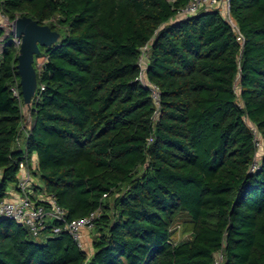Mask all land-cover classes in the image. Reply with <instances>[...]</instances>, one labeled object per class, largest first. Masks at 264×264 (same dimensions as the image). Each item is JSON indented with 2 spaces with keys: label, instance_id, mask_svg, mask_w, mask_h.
Instances as JSON below:
<instances>
[{
  "label": "trees",
  "instance_id": "obj_1",
  "mask_svg": "<svg viewBox=\"0 0 264 264\" xmlns=\"http://www.w3.org/2000/svg\"><path fill=\"white\" fill-rule=\"evenodd\" d=\"M189 2L0 0L10 22L61 34L35 55L26 115L20 44L0 25V201L26 161L37 205L52 197L67 221L99 212L93 251L63 221L37 242L0 217V264H213L221 249L224 264H264V0H229L231 20L178 18ZM148 45L159 105L139 79ZM181 220L189 235L175 241Z\"/></svg>",
  "mask_w": 264,
  "mask_h": 264
},
{
  "label": "built area",
  "instance_id": "obj_2",
  "mask_svg": "<svg viewBox=\"0 0 264 264\" xmlns=\"http://www.w3.org/2000/svg\"><path fill=\"white\" fill-rule=\"evenodd\" d=\"M174 1V0H170ZM201 9L211 10V9H221L223 15L231 20L230 16V4L229 0H190V2L181 9L177 17L185 18L198 13ZM10 22L8 16L1 12L0 10V25H5ZM16 36L15 40L20 44ZM149 45L142 48V54L139 59V65L142 70V74L139 79L149 86L151 95L157 105H159L160 99V88L157 84L147 82L144 79V71L146 69L148 61ZM14 93L18 95V90L14 88ZM257 146L258 152L255 157L253 164V169L258 167L259 160L261 159V139L257 135ZM20 178L17 187L18 197L11 199L6 198L0 201V217H8L16 220L19 223L25 224L29 227L33 235L40 236L43 231L48 226V220L57 219L64 222V228L70 233L73 240L78 244L79 247L88 250L87 243L85 242L86 232L90 231L95 224V219L98 217V210L91 212L90 214L67 221L65 210L57 204V202L52 197H47V202L50 203L51 207L49 209L45 208L43 205H37L33 201L31 195L33 194V187L35 185L34 177L29 169L27 162L23 161L20 164ZM43 199V197H40ZM60 227H55L54 231H59ZM225 255L224 251L221 249L215 254V259L213 264H224Z\"/></svg>",
  "mask_w": 264,
  "mask_h": 264
},
{
  "label": "water",
  "instance_id": "obj_3",
  "mask_svg": "<svg viewBox=\"0 0 264 264\" xmlns=\"http://www.w3.org/2000/svg\"><path fill=\"white\" fill-rule=\"evenodd\" d=\"M15 35L20 39L18 71L21 76V89L26 104L30 105L38 88L35 55L41 46H52L60 39V32L48 24H41L30 16L18 17L13 22Z\"/></svg>",
  "mask_w": 264,
  "mask_h": 264
},
{
  "label": "rangeland",
  "instance_id": "obj_4",
  "mask_svg": "<svg viewBox=\"0 0 264 264\" xmlns=\"http://www.w3.org/2000/svg\"><path fill=\"white\" fill-rule=\"evenodd\" d=\"M13 24V23H12ZM11 23H6L5 25L7 27H9V30L13 31L14 32V28H13V25ZM15 34V32H14ZM16 36V35H15ZM20 40L19 38L17 39V41ZM45 61V57H39L37 59V66L41 67L42 64L44 63ZM25 102V101H24ZM23 112L24 114L28 115V104L24 103L23 105ZM39 181V180H38ZM181 223L177 224L176 227H175V235L173 237V239L175 241H178V240H182L184 239L185 237H187L189 235L188 232H184L183 229H184V226H183V221L181 220L180 221ZM35 240L37 242H43L45 240V237L44 236H41V237H38V238H35ZM88 246V245H87ZM89 250L90 247L88 246Z\"/></svg>",
  "mask_w": 264,
  "mask_h": 264
},
{
  "label": "crops",
  "instance_id": "obj_5",
  "mask_svg": "<svg viewBox=\"0 0 264 264\" xmlns=\"http://www.w3.org/2000/svg\"><path fill=\"white\" fill-rule=\"evenodd\" d=\"M22 145L24 146V143H22ZM32 161H33V167L35 168L36 167V164H37V155H35V154L33 155ZM34 181H35V183L37 182V184L39 183V181H38L37 178H35ZM18 194L19 193H18L16 187H12L10 189V195H9L8 198H11V199L17 198L18 197ZM94 236H95L94 231L90 230V231H87L86 232L85 242L90 247L91 251H93V240H94Z\"/></svg>",
  "mask_w": 264,
  "mask_h": 264
}]
</instances>
